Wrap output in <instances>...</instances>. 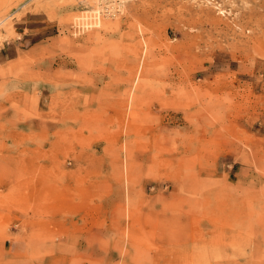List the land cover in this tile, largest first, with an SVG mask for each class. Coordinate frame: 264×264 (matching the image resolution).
Segmentation results:
<instances>
[{"label": "rangeland", "instance_id": "obj_1", "mask_svg": "<svg viewBox=\"0 0 264 264\" xmlns=\"http://www.w3.org/2000/svg\"><path fill=\"white\" fill-rule=\"evenodd\" d=\"M95 3L0 0V264H264V0Z\"/></svg>", "mask_w": 264, "mask_h": 264}, {"label": "built area", "instance_id": "obj_2", "mask_svg": "<svg viewBox=\"0 0 264 264\" xmlns=\"http://www.w3.org/2000/svg\"><path fill=\"white\" fill-rule=\"evenodd\" d=\"M129 0H97L98 14L105 18H114L124 13Z\"/></svg>", "mask_w": 264, "mask_h": 264}, {"label": "bare ground", "instance_id": "obj_3", "mask_svg": "<svg viewBox=\"0 0 264 264\" xmlns=\"http://www.w3.org/2000/svg\"><path fill=\"white\" fill-rule=\"evenodd\" d=\"M78 1V0H77ZM80 1H83L87 6H89V7H94L95 5H96V3L94 4V0H80ZM67 4V3H66ZM71 4L72 5H75V2H71ZM124 12H125V10H124ZM95 18H97V16H94ZM117 22V21H116ZM1 23V22H0ZM4 23V22H3ZM105 24V23H104ZM117 24H118V22H117ZM112 25V24H111ZM104 26V25H103ZM107 27H109V26H107ZM112 28H115V27H112ZM115 30V29H114ZM109 33V32H108ZM111 33V32H110ZM145 56V55H144ZM143 58V57H142ZM144 59V58H143ZM144 62H145V60H143ZM142 61V62H143ZM144 64V63H143ZM143 64H141L142 66H143ZM46 87V86H45ZM132 103V102H131ZM97 105V104H96ZM90 108V107H89ZM118 126V125H117ZM125 126V125H124ZM119 131H121V130H119ZM120 133H122V132H120ZM117 135V134H116ZM126 136V135H125ZM116 137H119V136H116ZM124 143V142H123ZM123 147H124V144H123ZM4 149V148H3ZM3 151V150H2ZM127 163V162H126Z\"/></svg>", "mask_w": 264, "mask_h": 264}]
</instances>
